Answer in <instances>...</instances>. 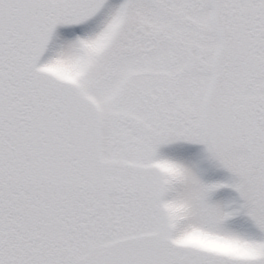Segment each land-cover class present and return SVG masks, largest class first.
Segmentation results:
<instances>
[{
    "label": "snow or ice",
    "instance_id": "snow-or-ice-1",
    "mask_svg": "<svg viewBox=\"0 0 264 264\" xmlns=\"http://www.w3.org/2000/svg\"><path fill=\"white\" fill-rule=\"evenodd\" d=\"M0 264H264V0H0Z\"/></svg>",
    "mask_w": 264,
    "mask_h": 264
}]
</instances>
